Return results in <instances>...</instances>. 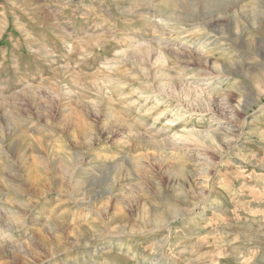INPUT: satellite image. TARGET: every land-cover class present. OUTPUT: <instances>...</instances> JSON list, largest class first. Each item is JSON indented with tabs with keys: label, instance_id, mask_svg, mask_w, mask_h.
Segmentation results:
<instances>
[{
	"label": "rangeland",
	"instance_id": "obj_1",
	"mask_svg": "<svg viewBox=\"0 0 264 264\" xmlns=\"http://www.w3.org/2000/svg\"><path fill=\"white\" fill-rule=\"evenodd\" d=\"M116 36L137 50L141 40L152 45L150 75L175 87L190 126L219 147L205 141L209 147L182 152L180 163L145 159L147 137L126 146L131 129L116 127L110 106L90 132L75 67L60 69L67 87L54 99L47 89L55 70L75 66L86 50L79 45L93 57L81 62L89 71ZM130 51L115 52L103 68L112 72L123 59L139 74L141 57ZM22 71L26 94L13 99L11 82ZM0 131V264H264V0H0ZM113 131L122 135L105 134ZM66 142L78 167L61 190L56 177L67 170L52 157ZM48 179L54 193L45 199ZM145 216L151 233L127 235ZM145 239L157 242L153 249Z\"/></svg>",
	"mask_w": 264,
	"mask_h": 264
},
{
	"label": "clouds",
	"instance_id": "obj_2",
	"mask_svg": "<svg viewBox=\"0 0 264 264\" xmlns=\"http://www.w3.org/2000/svg\"><path fill=\"white\" fill-rule=\"evenodd\" d=\"M163 2H170V0H163ZM157 23L162 25L165 29L171 31H177L178 29L169 21L159 19ZM184 31L183 28L179 29ZM155 36H160L159 31L153 30ZM197 32L200 29L196 30ZM194 34V33H193ZM126 35V33H125ZM107 43L104 44V48L100 49L102 52L107 50L110 43L116 44L115 47L111 48L110 54L101 55L96 62V66L89 71H84L81 69V62L85 59H92V56H88V49L85 45L80 47L86 50L80 53L82 55L77 57V62L75 66L73 63L69 62L62 64L60 68L55 70L56 79L50 81L51 85H55L54 88H48L47 90L52 92L54 99H60V89L62 87H67L66 84H62L59 79L61 75L60 69H63V74L68 75L69 70L75 67V74L73 78V84L75 85V95L80 98L79 103L82 106H90L91 112H87V108H84L79 114L81 117L87 115L90 117L85 120V124L90 132H94L96 125L103 126L105 120V114L102 109L106 106H110L114 110L113 119L117 128H129L130 132L127 133L128 139L126 146L131 147L133 141H139L142 137H147L148 145L143 152V157L147 159L148 157H156L158 160H164L170 163H180L183 158L181 153L193 152L198 148L209 147L211 145L219 147L216 139L211 135V133L204 134L203 139H200V129L195 128L191 125L190 113L184 108L183 104L180 102V94L175 89V87L169 83L167 86H161L155 81L158 77H152L150 75V67L148 66V61L151 60V55L153 53L152 45L145 40H141V44L145 45L140 47L138 50L131 47L123 39V36L113 37L111 41L105 39ZM77 44L73 42V53L77 50ZM89 48L91 44H88ZM124 47H130V53H133L141 57L139 67V74H134L127 67L123 65V59L117 69L112 72H108L103 68V65L108 60H116L115 52L121 51ZM158 56L164 55L163 50L158 48L155 50ZM81 56L84 58L81 59ZM24 76L22 71L14 81L11 82L10 92L12 93L13 99L16 95L26 94L25 88L18 87L21 82V78ZM47 78V77H46ZM171 81V77L168 78ZM41 83V82H40ZM38 83L37 85H39ZM5 115L10 116L14 123L16 121L15 115H13L12 110L8 109ZM49 124L52 123L51 120L48 121ZM195 129V132L193 131ZM106 135L111 136L113 139H118L122 132H107ZM3 136V132L0 131V137ZM32 139L40 144L43 149V138L33 136ZM73 142L76 145L81 143L80 136L73 133ZM49 145H53V141L48 142ZM171 145V150L168 146ZM137 147H144L142 144L137 143ZM3 150V144H0V151ZM179 150V151H178ZM46 151V150H45ZM58 155H53L52 160L55 162L59 160L63 167L67 170L63 175H58L56 178L61 182V190L65 181H69L72 178V173L76 170L78 165H74L73 156L74 148L70 143H65V146L60 150L58 147L54 149ZM137 155H141L137 152ZM33 159L36 160V154L33 153ZM0 164L3 161L0 160ZM48 175L51 176L52 173L50 169H46ZM211 181L210 176L205 177V183L201 187H208V182ZM3 179L0 178V183ZM48 187L43 192V197L46 199L47 196L54 193L52 186V180H47ZM7 186V185H5ZM33 185H25L26 191L33 190ZM189 191L194 189L189 187ZM30 198L28 203H32ZM38 202V201H37ZM15 206V205H13ZM24 205H21L23 207ZM57 206V205H56ZM147 216L144 217L141 222V226L133 227L129 229L127 235L137 237L144 236L147 237L151 233V229L148 226ZM161 226V225H159ZM127 228V225H125ZM165 236H161L164 239ZM4 237L0 236V248L4 246ZM155 240H144V246L146 248L156 245ZM24 244L31 248L32 245L28 240L24 241ZM158 248L153 251L155 253Z\"/></svg>",
	"mask_w": 264,
	"mask_h": 264
}]
</instances>
